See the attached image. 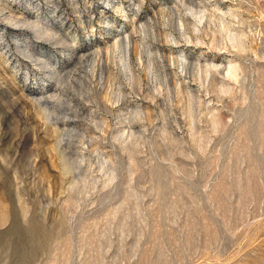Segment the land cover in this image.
<instances>
[{
    "label": "rangeland",
    "instance_id": "obj_1",
    "mask_svg": "<svg viewBox=\"0 0 264 264\" xmlns=\"http://www.w3.org/2000/svg\"><path fill=\"white\" fill-rule=\"evenodd\" d=\"M0 264H264V0H0Z\"/></svg>",
    "mask_w": 264,
    "mask_h": 264
}]
</instances>
